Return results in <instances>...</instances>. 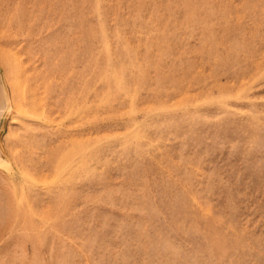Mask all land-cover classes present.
Instances as JSON below:
<instances>
[{
	"label": "rangeland",
	"instance_id": "rangeland-1",
	"mask_svg": "<svg viewBox=\"0 0 264 264\" xmlns=\"http://www.w3.org/2000/svg\"><path fill=\"white\" fill-rule=\"evenodd\" d=\"M0 93V264H264V0H0Z\"/></svg>",
	"mask_w": 264,
	"mask_h": 264
},
{
	"label": "bare ground",
	"instance_id": "bare-ground-1",
	"mask_svg": "<svg viewBox=\"0 0 264 264\" xmlns=\"http://www.w3.org/2000/svg\"><path fill=\"white\" fill-rule=\"evenodd\" d=\"M2 96H1V93H0V109H1V103H2ZM3 164V163H2ZM6 164V163H5Z\"/></svg>",
	"mask_w": 264,
	"mask_h": 264
}]
</instances>
